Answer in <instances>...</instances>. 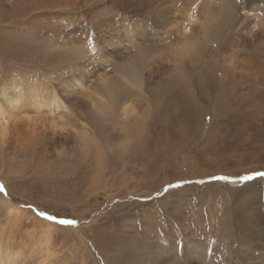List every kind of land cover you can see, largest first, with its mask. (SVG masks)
Wrapping results in <instances>:
<instances>
[{
	"label": "rangeland",
	"instance_id": "rangeland-1",
	"mask_svg": "<svg viewBox=\"0 0 264 264\" xmlns=\"http://www.w3.org/2000/svg\"><path fill=\"white\" fill-rule=\"evenodd\" d=\"M186 1L0 0V82L59 103L0 146L6 264H264V0Z\"/></svg>",
	"mask_w": 264,
	"mask_h": 264
},
{
	"label": "bare ground",
	"instance_id": "bare-ground-1",
	"mask_svg": "<svg viewBox=\"0 0 264 264\" xmlns=\"http://www.w3.org/2000/svg\"><path fill=\"white\" fill-rule=\"evenodd\" d=\"M186 3L187 4L185 6L189 8V11H191L189 12L187 9V13L188 15H192L193 6L195 5V0H189V1H186ZM205 9H206L205 11L207 12L205 17H207V19L209 20L218 21L217 19L222 18L227 13V10H224L222 8H212L211 9V7L208 6ZM164 29L165 27L163 28V30L161 29L162 31L155 30V31H151V33L156 36L159 34L160 38L162 39V38H165L169 34V31H170L169 29H166V30ZM127 33L130 34L131 32H127ZM176 38H177L176 58L180 62L193 59V57L197 56L199 52L201 51V45L199 42L191 40L190 38L186 36L182 37V36L177 35ZM162 45L165 46L164 44ZM150 53L152 52L148 51L147 54H150ZM141 59H143L144 61L143 62L139 61L136 64L137 68H140V66H142L143 63H147L146 56L141 57ZM136 75L137 73L135 74L133 72V75L131 77L133 78V82L135 83H137V80H138ZM98 78H99L98 80L99 83L97 87L98 91L101 89L102 91L104 90L105 92L106 91L108 92L109 90L107 89L114 87L113 82L111 83L110 81H108V79L104 77V75H99ZM18 79L19 78H14L13 80L0 82V146L5 145L4 143H5L6 135L8 132V126L15 119L25 120L28 122L31 119L35 118L31 115L37 116V118H39V116L44 115V112L51 113L55 111L56 109H58L59 107V103L55 100L56 98H54V95L48 98L46 96L44 97L43 96L44 90L39 88V86H30L29 88L23 89L21 88L22 84L20 83ZM109 82L111 84H109ZM46 92H47V89H46ZM45 95L48 96V93ZM95 102L100 104V107H105V108L106 107L111 108L115 103L112 93H110L109 95L105 93V95H103L99 101L97 100ZM119 107H121L120 110H121V115H123V117L131 114V103L129 104V102L124 101ZM51 127L55 131L56 125L51 123ZM8 212L10 214L16 213L17 215H21L20 210L16 209L13 205H11L8 208ZM147 249H149V247H147ZM7 256L8 255L1 254V250H0V264L8 263L11 257L9 258Z\"/></svg>",
	"mask_w": 264,
	"mask_h": 264
},
{
	"label": "snow or ice",
	"instance_id": "snow-or-ice-1",
	"mask_svg": "<svg viewBox=\"0 0 264 264\" xmlns=\"http://www.w3.org/2000/svg\"><path fill=\"white\" fill-rule=\"evenodd\" d=\"M261 175H264V173H261ZM40 216H41L43 219H45V220L53 221V222H55V223H57V222L59 221V220H56V219H54V220H49V219H48V216H49V215H47V214H45V213H43V212L40 213ZM60 225H63V224H60Z\"/></svg>",
	"mask_w": 264,
	"mask_h": 264
}]
</instances>
